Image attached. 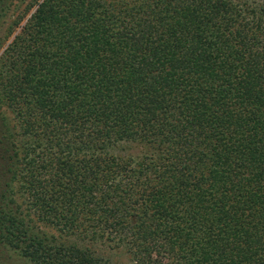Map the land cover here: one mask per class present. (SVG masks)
Instances as JSON below:
<instances>
[{"label":"trees","instance_id":"trees-1","mask_svg":"<svg viewBox=\"0 0 264 264\" xmlns=\"http://www.w3.org/2000/svg\"><path fill=\"white\" fill-rule=\"evenodd\" d=\"M91 243L264 264V0H0V254Z\"/></svg>","mask_w":264,"mask_h":264},{"label":"rangeland","instance_id":"rangeland-1","mask_svg":"<svg viewBox=\"0 0 264 264\" xmlns=\"http://www.w3.org/2000/svg\"><path fill=\"white\" fill-rule=\"evenodd\" d=\"M138 150H139L138 147H135L130 143H122V144L119 143L110 148L111 152L120 153V154H124L125 152L136 153ZM37 226H39L46 233L56 235V232L51 227H46L44 224L39 222H37ZM90 246L95 251L96 254L106 258L110 262V264H131L123 248L107 245L106 243L103 244L91 243ZM0 264H30V263L15 256L11 252H3L0 254Z\"/></svg>","mask_w":264,"mask_h":264}]
</instances>
